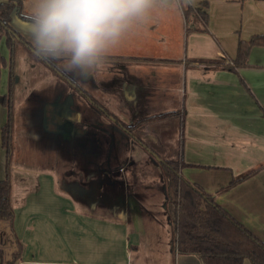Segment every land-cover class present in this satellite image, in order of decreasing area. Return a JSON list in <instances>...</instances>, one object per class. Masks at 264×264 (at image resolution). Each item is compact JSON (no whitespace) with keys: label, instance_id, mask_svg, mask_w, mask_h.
I'll list each match as a JSON object with an SVG mask.
<instances>
[{"label":"crops","instance_id":"crops-1","mask_svg":"<svg viewBox=\"0 0 264 264\" xmlns=\"http://www.w3.org/2000/svg\"><path fill=\"white\" fill-rule=\"evenodd\" d=\"M26 5L22 0L21 14ZM9 24L29 42L28 25L17 11ZM263 34L264 1L196 0L151 21L110 55L150 61L109 59L110 67L87 79L57 72L18 40L11 68V51L3 40L12 89L15 212L12 224L0 221L4 260L18 254L15 264H203L198 255H174L163 176L162 189L156 190L132 173L120 179L106 174L105 153L118 148L120 135L131 144V162L135 148L158 168V158L180 159L183 177L264 241V44L252 48L245 67L200 62L232 64L240 41ZM45 84L59 92V99ZM103 108L129 125L147 120L143 144ZM8 113L3 107L1 124ZM57 138L72 150L69 164L63 163L70 165L66 170L57 166ZM6 163L2 150L0 181ZM100 181L106 182L104 193L95 195ZM117 188L123 189L121 201ZM160 194L162 211L156 202ZM244 264L252 263L246 259Z\"/></svg>","mask_w":264,"mask_h":264},{"label":"trees","instance_id":"trees-1","mask_svg":"<svg viewBox=\"0 0 264 264\" xmlns=\"http://www.w3.org/2000/svg\"><path fill=\"white\" fill-rule=\"evenodd\" d=\"M22 0H8L0 4V47L3 40L11 51V68L14 55L15 40L31 47V44L18 34L9 24L11 15L17 11L21 17ZM191 8L185 10V14L191 12ZM200 11V10H199ZM201 16L207 19V13L201 12ZM23 18V17H22ZM24 19V18H23ZM264 44V34L253 36L249 41H240L238 53L232 64H225L222 61H201L208 66L214 65L230 67L231 69L245 67L248 64L250 52L256 45ZM41 58V57H40ZM47 65L62 73L58 63L41 58ZM109 59H124L128 61H150L147 58L110 56ZM162 62H171L161 60ZM8 61L1 53L0 48V85L1 72L8 65ZM93 103L102 107L90 95L81 89ZM11 93L2 96L0 90V114L3 107L9 109L8 120L5 124L0 122V152L4 150L7 155L6 177L0 181V221H14V209L12 205V182H11V161L13 150V125L11 110ZM105 112L124 129L129 135L143 144L142 135L147 120H139L134 124H126L118 117L112 115L106 108ZM158 116L155 118H162ZM149 120V119H148ZM159 167L164 177L167 191V215L171 222V229L174 236V255H198L203 264H244L248 259L252 264H264V241L260 240L241 222L234 218L227 210L218 204L214 197L207 193L199 185L188 181L182 175L184 164L180 159L159 161ZM257 170L250 171L241 177L235 178L228 188L249 178ZM18 254L5 261L0 253V264H15Z\"/></svg>","mask_w":264,"mask_h":264},{"label":"clouds","instance_id":"clouds-1","mask_svg":"<svg viewBox=\"0 0 264 264\" xmlns=\"http://www.w3.org/2000/svg\"><path fill=\"white\" fill-rule=\"evenodd\" d=\"M196 0H27L22 17L34 54L87 79L107 69L110 55L151 21Z\"/></svg>","mask_w":264,"mask_h":264},{"label":"rangeland","instance_id":"rangeland-1","mask_svg":"<svg viewBox=\"0 0 264 264\" xmlns=\"http://www.w3.org/2000/svg\"><path fill=\"white\" fill-rule=\"evenodd\" d=\"M9 57V56H8ZM7 59V58H6ZM58 67L60 68V70H62V67L60 66V64H58ZM63 71V70H62ZM64 72V71H63ZM65 73V72H64ZM68 74V73H67ZM69 75V74H68ZM19 78H20V73H19ZM34 82V80L30 81V83L32 84ZM26 83V82H25ZM24 83V84H25ZM45 84L43 87L47 88V90H49L53 95L55 93V90L52 91V87L51 85H47ZM23 87V83L18 85V89ZM1 90L3 91V93H6L10 91L9 88V81H8V77H6V68L4 67L2 69L1 72ZM59 92L57 91L55 93V97L53 99H59ZM51 100H52V96H51ZM31 119V118H29ZM118 148H114L113 150L108 149L105 153L106 157H105V165H104V170L106 172L107 175H109V178H118L120 179L122 176V173H126L131 175V173L133 174L134 178L136 180H142V182H146L145 184H149L152 188H155L156 190H161L162 189V172L160 170V167L158 168L157 164L152 161L149 157L144 158V155L139 154V149L137 150L136 148L133 149V158H132V162H131V144H129L126 139H124V137L122 135H120V138L118 139ZM62 146H66L65 142H61L60 138H57V141L55 143V149H54V154L56 156V160L57 162H59V164H57V166H59L62 170H66V166L69 167L70 165H64L65 164H69V160H70V155L72 154V150L69 149L68 147L63 148ZM81 151V150H80ZM74 152V151H73ZM82 154V153H81ZM65 161V162H64ZM133 163V165H132ZM81 168V163L79 160L78 163V169ZM74 174H78V171L75 172ZM152 180V181H151ZM136 181V183H134L133 181H131V184H136V187H141L140 183ZM120 184H124V181H119ZM138 182V183H137ZM106 182H102L100 181L98 183V192H95V195L98 194H102L104 193L103 190L104 186H105ZM164 184V183H163ZM147 187V186H145ZM119 189V188H117ZM132 189H134L132 187ZM119 196H117V201H121L122 200V194L123 193V189L120 188L119 189ZM159 200L156 201L158 202V209L159 211L161 209V205H162V195H159Z\"/></svg>","mask_w":264,"mask_h":264},{"label":"water","instance_id":"water-1","mask_svg":"<svg viewBox=\"0 0 264 264\" xmlns=\"http://www.w3.org/2000/svg\"><path fill=\"white\" fill-rule=\"evenodd\" d=\"M158 160H161L160 158H158ZM164 190H165V195H166V198H167V191H166V186L164 187Z\"/></svg>","mask_w":264,"mask_h":264},{"label":"built area","instance_id":"built-area-1","mask_svg":"<svg viewBox=\"0 0 264 264\" xmlns=\"http://www.w3.org/2000/svg\"><path fill=\"white\" fill-rule=\"evenodd\" d=\"M254 1H264V0H254Z\"/></svg>","mask_w":264,"mask_h":264},{"label":"flooded vegetation","instance_id":"flooded-vegetation-1","mask_svg":"<svg viewBox=\"0 0 264 264\" xmlns=\"http://www.w3.org/2000/svg\"><path fill=\"white\" fill-rule=\"evenodd\" d=\"M118 125V124H117ZM124 130V129H123ZM125 131V130H124ZM126 132V131H125ZM127 133V132H126ZM128 134V133H127ZM129 135V134H128ZM131 136V135H130Z\"/></svg>","mask_w":264,"mask_h":264}]
</instances>
